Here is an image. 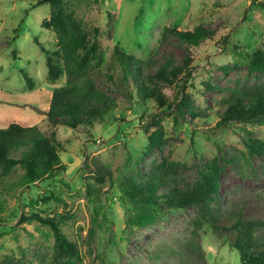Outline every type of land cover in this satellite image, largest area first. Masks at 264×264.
I'll list each match as a JSON object with an SVG mask.
<instances>
[{
	"label": "rangeland",
	"instance_id": "rangeland-1",
	"mask_svg": "<svg viewBox=\"0 0 264 264\" xmlns=\"http://www.w3.org/2000/svg\"><path fill=\"white\" fill-rule=\"evenodd\" d=\"M36 1L0 0V127L55 132L64 169L32 182L18 164L0 173V264H240L228 234L202 222L201 205H164L151 224L135 225L128 218L138 208L122 187L159 174L169 186L203 190L213 157L226 155L213 182L217 207L264 220V156L250 164L242 156L244 136L264 139V121L216 125L234 89H264V69L249 67L264 52V0H61L85 35L84 70L106 102L93 124L76 128L46 116L66 77L48 78L39 47L58 58L48 26L58 8ZM116 47L139 59L137 81L162 104L136 98ZM39 217L58 221L72 254L58 250ZM255 235L264 240V227Z\"/></svg>",
	"mask_w": 264,
	"mask_h": 264
},
{
	"label": "trees",
	"instance_id": "trees-1",
	"mask_svg": "<svg viewBox=\"0 0 264 264\" xmlns=\"http://www.w3.org/2000/svg\"><path fill=\"white\" fill-rule=\"evenodd\" d=\"M49 2L56 6L49 28L55 33L58 42L54 56L39 44L40 50L45 54V65L48 78L54 81L60 74L66 77L65 85L54 87L49 97L46 116L54 122L60 121L71 128L78 125L93 124V120L100 115L98 105L105 104V99L93 86L84 70V57L81 54L85 47V35L76 26L69 16L60 12L61 0H37V4ZM185 35V34H183ZM196 39L193 35L186 37ZM96 42L92 44L91 52L95 56ZM114 56L121 64L125 77H132L136 98L154 96L162 104L164 99L159 91H155L145 84H139L137 75L140 64L139 59L125 53L118 47L114 49ZM249 67L251 69H264V52L257 49ZM30 81L29 78H27ZM193 113L197 114L200 112ZM230 121L241 123L264 121V89L258 91H241L234 89L231 98L219 115L217 127L226 125ZM152 142V138L150 137ZM244 150L242 156L247 164L254 156H264V139L253 138L249 135L243 138ZM26 145L19 157L10 156V151L19 146ZM61 147L60 140L43 133L36 125L22 126L16 122L6 127H0V173H5L15 165H20L24 170V178L35 181L51 176L57 169H64L58 155ZM220 161L228 162L226 155L214 156L210 164V176L204 178L203 190H191L169 186L159 174H150L149 177L141 176L131 180L122 187V193L134 204L138 211L128 218L135 225H149L155 218L154 210L167 207L187 208L193 204L202 206V222L207 223L214 230L224 231L228 234L227 243L238 253L240 264H264V240L257 237L256 231L264 227V220L245 218L241 211L223 213L217 207V198L213 182L217 179L223 166ZM96 173L101 176L109 173L108 170L96 166ZM56 200L58 197L53 196ZM40 221L50 227L58 250L62 253L72 254L70 242L62 234L57 220L42 218ZM92 229L89 236L92 235ZM68 264H74L71 258Z\"/></svg>",
	"mask_w": 264,
	"mask_h": 264
}]
</instances>
